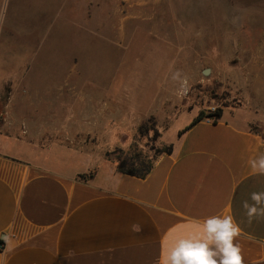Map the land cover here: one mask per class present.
I'll use <instances>...</instances> for the list:
<instances>
[{
	"label": "rangeland",
	"instance_id": "rangeland-1",
	"mask_svg": "<svg viewBox=\"0 0 264 264\" xmlns=\"http://www.w3.org/2000/svg\"><path fill=\"white\" fill-rule=\"evenodd\" d=\"M212 107L264 141V0H3L0 135L28 163L126 171Z\"/></svg>",
	"mask_w": 264,
	"mask_h": 264
},
{
	"label": "crops",
	"instance_id": "crops-1",
	"mask_svg": "<svg viewBox=\"0 0 264 264\" xmlns=\"http://www.w3.org/2000/svg\"><path fill=\"white\" fill-rule=\"evenodd\" d=\"M105 84L115 96L125 90L124 77ZM123 98L118 103L132 113L144 112ZM196 116L143 179L102 164L83 181L87 167L30 164L16 140L0 135V264H162L175 235L212 215L239 224L244 264H264V217L249 223L243 207L255 203L252 193H264V175L252 167L264 141L242 128L240 111L230 107L215 123L203 119L182 132Z\"/></svg>",
	"mask_w": 264,
	"mask_h": 264
},
{
	"label": "clouds",
	"instance_id": "clouds-1",
	"mask_svg": "<svg viewBox=\"0 0 264 264\" xmlns=\"http://www.w3.org/2000/svg\"><path fill=\"white\" fill-rule=\"evenodd\" d=\"M179 70L172 74L176 80ZM187 78L185 77V84ZM257 174L264 175V155L252 162ZM255 202H244L249 223L255 218L264 217V208L258 209L264 193H252ZM241 228L232 216L212 215L197 222L196 227L183 234L175 235L162 255V264H244L241 246L236 243Z\"/></svg>",
	"mask_w": 264,
	"mask_h": 264
},
{
	"label": "trees",
	"instance_id": "trees-1",
	"mask_svg": "<svg viewBox=\"0 0 264 264\" xmlns=\"http://www.w3.org/2000/svg\"><path fill=\"white\" fill-rule=\"evenodd\" d=\"M222 109L221 108L220 109H216L215 113L211 114V115L200 111L197 114V116L192 120V122L182 132L188 130L190 127H192L193 125H195L196 123H198L199 121H201V120H203L205 118H210L215 123L217 120L220 119ZM139 129L141 131L142 127H140ZM171 152H172V145L165 146L164 148L159 149L157 151V154L151 160L138 159L135 162V167H133L132 169H129V170H126V171L120 170V171H117V172H119L121 174H126V175H129V176H133V177H136V178L143 179L151 171L153 163L156 161V159H158L160 156H163V155H170ZM94 173H95V170L87 173L86 175H79L78 178L83 180V181H86V180L92 179ZM0 244L2 245L3 241L0 240Z\"/></svg>",
	"mask_w": 264,
	"mask_h": 264
},
{
	"label": "built area",
	"instance_id": "built-area-1",
	"mask_svg": "<svg viewBox=\"0 0 264 264\" xmlns=\"http://www.w3.org/2000/svg\"><path fill=\"white\" fill-rule=\"evenodd\" d=\"M215 111H216V109L215 108H209L208 109V111H207V114H209V115H211V114H214L215 113ZM205 121H207V122H213L212 121V119H210V118H205ZM2 250V245L0 244V251Z\"/></svg>",
	"mask_w": 264,
	"mask_h": 264
}]
</instances>
